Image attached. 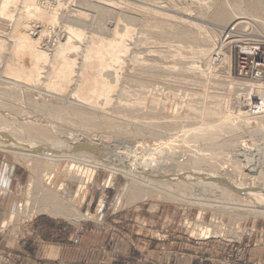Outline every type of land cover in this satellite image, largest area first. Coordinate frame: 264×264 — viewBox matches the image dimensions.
<instances>
[{"label":"rangeland","instance_id":"1","mask_svg":"<svg viewBox=\"0 0 264 264\" xmlns=\"http://www.w3.org/2000/svg\"><path fill=\"white\" fill-rule=\"evenodd\" d=\"M251 4V0H0V90L5 85L11 88V97L0 92L1 233L31 236L25 226L36 221L46 235L64 224L70 229L88 225L83 232L88 238L108 241L132 233L159 243L180 239L200 246L211 243L217 250L225 245L219 264L236 257L246 264L254 260L264 264L250 254L264 247V158L258 159L264 155V117L248 119L243 89H255L236 73L235 43L221 37L228 26L237 24L236 39L264 42V13L253 11ZM225 5L233 15L218 26L211 16ZM38 8H47L55 23L35 17L19 20V12ZM64 25L81 29L79 48L59 51ZM25 31L46 57L60 52L59 72L50 83L46 77L50 60L41 64L37 57L25 77H16L17 65L9 75L11 83L3 81ZM92 34L109 57L105 54L97 61L84 92L79 75ZM122 39L129 45L125 53L119 50ZM201 49L206 52L201 54ZM219 49L221 60L213 63ZM23 59L29 62L28 56ZM32 70L41 74L38 79L30 77ZM48 129L54 130L50 142L35 132L48 134ZM79 148L96 161V173L78 194L76 169L89 167L71 156ZM248 151L254 154L252 161L246 160ZM134 155L136 170L143 172L140 179L131 175L127 164ZM12 169L15 176L9 181ZM173 170L180 172L174 175L184 198L162 186ZM193 172L199 173L197 177ZM31 183L35 187L30 191ZM70 203L83 219L72 221L53 211L57 204ZM200 212V224L210 227L213 221L220 231L201 235L196 225Z\"/></svg>","mask_w":264,"mask_h":264},{"label":"crops","instance_id":"2","mask_svg":"<svg viewBox=\"0 0 264 264\" xmlns=\"http://www.w3.org/2000/svg\"><path fill=\"white\" fill-rule=\"evenodd\" d=\"M15 170H9V181ZM5 182L4 184H7ZM40 222L25 226L31 236L18 238L0 231V252H6L20 264H219L225 245L219 250L213 244L200 246L180 239L156 242L137 239L132 233L117 234L113 240L88 238L83 233L88 225L70 229L68 225L57 226L56 233H43ZM10 235V236H9ZM43 242V244H41ZM54 244V245H52ZM251 258L264 263V247L252 249ZM0 264H10L0 261Z\"/></svg>","mask_w":264,"mask_h":264},{"label":"bare ground","instance_id":"3","mask_svg":"<svg viewBox=\"0 0 264 264\" xmlns=\"http://www.w3.org/2000/svg\"><path fill=\"white\" fill-rule=\"evenodd\" d=\"M252 1V4L250 5L251 6V8L253 9V11H255V12H257V13H259V14H263L264 13V0H251ZM5 7V6H4ZM236 8V7H235ZM238 9V8H237ZM252 11V10H251ZM243 12V11H242ZM237 13V12H236ZM19 20L20 19H23V18H25L26 17V20H27V17H29L30 19H31V17H35V18H37V20L39 19H42L41 21H43V20H47L48 22H50V23H55V21H54V19H53V15L52 14H50L49 13V10L47 9V8H42V9H37V10H35V11H30V12H28V11H23V12H19ZM252 14V13H251ZM254 14V13H253ZM33 15V16H32ZM232 15H233V12H232V10L230 9V8H228V6L227 5H225V6H223V7H221V8H219V9H217L215 12H214V14L211 16L212 17V20H213V22L216 24V25H218V26H222V25H224V24H226L231 18H232ZM239 15V14H238ZM1 17H3L4 18V16H1ZM8 17V16H7ZM28 18V19H29ZM33 18L31 19V21L33 20ZM76 18V17H75ZM8 19V18H7ZM9 19H10V17H9ZM16 19V17L13 19V20H15ZM12 21V20H11ZM23 21H24V19H23ZM34 21V20H33ZM40 21V22H41ZM61 21V20H60ZM26 22H28V21H26ZM38 22V21H37ZM36 22V23H37ZM79 22V21H78ZM17 23V22H16ZM15 23V24H16ZM30 23H32V22H30ZM36 23H34V24H36ZM12 24V23H11ZM14 24V25H15ZM28 24V23H27ZM33 24V23H32ZM39 24V23H38ZM47 25H51V24H47ZM53 25V24H52ZM56 25V24H55ZM77 25V24H76ZM32 26H34V25H32ZM42 26V25H41ZM23 27H25V30H26V26H22L21 28H23ZM36 27V26H35ZM38 27V26H37ZM50 27V29L53 27H51V26H49ZM20 28V27H19ZM28 28V27H27ZM63 28L65 29H63V34H60V35H62V43H61V45H60V47H59V51L60 50H62L61 48L62 47H65L66 49H73V48H79V46H78V38H80L81 36H82V31H81V29H79V26H77V27H73V26H69V25H64L63 26ZM24 29V28H23ZM32 29V28H31ZM39 29H40V27H39ZM56 29V28H55ZM28 30V29H27ZM26 30V31H27ZM20 31V30H19ZM22 32H23V30H21ZM24 32V35H22V37L17 41L18 42V45H19V47L21 48L19 51L17 50V51H13V61H11V63H9L8 65H7V67H6V69H5V71H4V76H3V81L5 82V84H9V82L11 83V80H9L10 78H9V75H13L14 74V71L16 70V66L17 65H20V69H19V71H18V73H17V76L16 77H18V78H22V77H25L26 75H25V73H27L31 68H32V61H33V59L35 58V57H37V59L39 60V62L41 63V61L42 62H44L45 64H46V62H49L48 61V59L50 60V66L47 68L48 70H47V73H46V77H47V82H49V80H52V75H54V72L56 71V69H58L59 67H60V64H61V58H60V52L59 53H57L56 51V53L57 54H54V57H52L51 59L50 58H48V57H46L47 56V53L45 52V51H43V50H38L37 48H36V46H35V43L36 42H33L34 41V39H33V41H32V39H31V37H30V35H31V33L28 35L27 34V32ZM44 31V30H43ZM18 32V31H17ZM29 32V31H28ZM40 32V31H39ZM49 32H51V30H49ZM53 32H54V30H53ZM53 32H51V33H53ZM86 33V32H85ZM41 34V33H40ZM246 34V33H245ZM32 35H34L33 33H32ZM45 35V34H44ZM93 35V34H92ZM126 35V34H125ZM38 36V35H37ZM52 36V35H51ZM96 35H93V36H91V40H90V43H89V47L87 46V55H86V60H87V62L85 63V64H82V67H81V74L79 75L80 76V79H79V83H80V86H84V92H86L88 89H89V86L91 85V83H92V81H91V79H92V69H93V67H95V64L97 63V61L98 60H100V58L101 57H103V55H105V54H107V55H105L106 56V58H108L109 57V55H108V51H106V47H105V45H102V43L100 42L101 40H99L98 39V37H95ZM127 36H129V33H128V35ZM33 37H35V36H33ZM75 38V39H73V38ZM124 37V36H123ZM73 39V41H72V39ZM83 38V37H82ZM237 38V37H236ZM52 39V38H51ZM124 39V38H123ZM122 39V44H120V47H119V50H121V51H126L127 50V46H129L128 44H125L124 43V40ZM128 39V38H127ZM39 41V40H38ZM126 41V40H125ZM39 43V42H38ZM37 46H38V44H37ZM18 47V46H17ZM58 47V46H57ZM111 48V47H110ZM14 50V49H13ZM56 50V49H55ZM58 50V49H57ZM65 50V49H64ZM116 50H118L117 48H116ZM118 50V51H119ZM118 51H116L115 53H111V56L113 57V55H116V54H118L119 52ZM203 52H206V50H203V49H201L200 50V53L202 54ZM125 53V52H124ZM49 54V53H48ZM65 54V53H64ZM198 54V53H197ZM196 54V55H197ZM204 54V53H203ZM36 55H38V56H36ZM224 55V54H223ZM25 56H28L29 57V62L28 63H26L25 62V60L23 59V57H25ZM199 56V55H198ZM225 56V55H224ZM116 57V56H115ZM118 57V56H117ZM116 57V58H117ZM197 57V56H196ZM226 58V61L227 60H229L230 59V57L228 56H225ZM202 58V57H201ZM200 59V58H199ZM36 60V59H35ZM14 61H16V62H14ZM224 61V60H223ZM36 62V61H35ZM204 62V61H203ZM225 62V61H224ZM228 62H230V61H228ZM37 63V62H36ZM84 63V62H83ZM214 63V62H213ZM223 63V62H222ZM227 63V62H226ZM42 64V63H41ZM228 64V63H227ZM59 65V66H58ZM210 65V64H209ZM229 65L230 64H228V66L227 67H229ZM62 67V66H61ZM67 67H69V66H67ZM196 67V66H195ZM33 69V68H32ZM40 70V69H39ZM59 70V69H58ZM61 70V69H60ZM33 71V70H32ZM31 71V72H32ZM38 71V70H37ZM36 70L35 71H33L32 72V75L33 76H30V77H33V78H35V79H38L39 77H40V73L39 72H37ZM67 71H70V70H67ZM67 71L66 72H64V73H67ZM97 71V70H96ZM57 73L59 72V71H56ZM55 72V73H56ZM56 73V74H57ZM40 74V75H39ZM55 74V75H56ZM71 74V71H70V73L68 74L67 73V75H70ZM63 76V75H62ZM9 78V79H8ZM51 78V79H50ZM57 78V77H56ZM17 79V78H16ZM55 79V78H54ZM61 79V78H60ZM2 81V82H3ZM13 81V80H12ZM58 81V80H57ZM56 81V82H57ZM60 82H62V81H60ZM98 82V81H97ZM15 83V82H14ZM50 83V82H49ZM53 83H54V81H53ZM99 83V82H98ZM243 83V82H242ZM18 84V83H17ZM56 84V83H55ZM54 84V86H56ZM62 84V83H61ZM68 84V83H67ZM66 84V85H67ZM248 84V83H247ZM246 84V85H247ZM249 84H252L253 85V88L255 89L258 85H255V84H253V83H249ZM48 85V84H47ZM49 85H51V84H49ZM53 86V85H52ZM58 86V85H57ZM56 86V87H57ZM60 86H62V85H60ZM80 86H79V88H80ZM129 86V85H128ZM127 86V87H128ZM245 86V85H244ZM248 86H250V85H248ZM3 87H5V88H3ZM63 87H64V85H63ZM66 87V86H65ZM59 88V87H58ZM259 88H261L260 90H259V96L262 98V100H263V104H264V87H262V86H259ZM246 89V88H245ZM248 89V88H247ZM250 89H251V87H250ZM250 89H248L249 91H250ZM253 89V90H254ZM11 88H9L7 85H5V86H2L1 87V90H0V92L3 94V95H11ZM59 90V89H58ZM129 90H131V89H129ZM65 91V90H64ZM133 91V90H132ZM135 91V90H134ZM238 91V90H237ZM80 92L78 91V90H76L75 91V100H77L78 98H80V94H79ZM129 93V92H128ZM131 93L132 92H130L129 94L131 95ZM136 93V92H135ZM240 93V92H239ZM261 94H263V97H262V95ZM11 97V96H10ZM129 97V96H128ZM80 100V99H79ZM68 102V101H67ZM71 102V101H70ZM73 102V101H72ZM126 103V102H125ZM128 103V102H127ZM34 104V103H33ZM47 104V103H46ZM123 105H126V104H118V108L119 107H122ZM130 105H135L134 103H132V104H130ZM45 106V105H44ZM11 107H13V106H11ZM193 109V108H192ZM262 109L264 110V106L262 107ZM189 110H191V107H190V109ZM41 111V110H40ZM194 111V110H193ZM247 111V110H246ZM39 112V111H38ZM192 112V111H191ZM46 113V112H45ZM246 114V113H245ZM249 114V113H248ZM264 114V113H263ZM247 115V114H246ZM244 116V115H243ZM43 117V116H42ZM247 117H248V119L251 117L250 115H247ZM252 117H255V116H252ZM264 117V115H257L255 118L256 119H262ZM254 119V118H253ZM255 119V120H256ZM31 120V119H30ZM246 120V119H245ZM249 121V120H248ZM33 123V122H32ZM171 123H174V122H171ZM250 123V122H249ZM36 125V124H35ZM165 125V124H164ZM168 125V124H167ZM171 125V124H170ZM169 125V126H170ZM261 125V124H260ZM263 125V124H262ZM261 125V126H262ZM21 126V125H20ZM25 126V125H24ZM264 126V125H263ZM37 127V126H36ZM43 128V127H42ZM42 128H41V130H42ZM260 128V127H259ZM26 129V128H25ZM261 129V128H260ZM263 130H264V128H263ZM31 131V130H30ZM48 131H49V133L47 134L46 132H40L39 130H35V132L38 134V135H40V136H42V137H46V139H48V141L50 142L52 139H54L53 137H54V135H53V133H54V130L53 129H48ZM52 134H51V133ZM64 134V133H63ZM62 134V135H63ZM65 136V135H64ZM253 136V135H252ZM34 139H35V137H34ZM253 141V140H252ZM264 144V143H263ZM255 145V144H254ZM257 145V144H256ZM242 146H244L245 147V144L243 143L242 144ZM255 147V146H254ZM263 148H264V146H262ZM65 148V147H64ZM241 149H243V148H241ZM261 149V148H260ZM53 150V149H52ZM80 150V148L79 149H76V153H73L72 155H71V153H69L72 157H73V159H75V160H77V161H79V162H82V161H84L85 160V164H88L89 165V167L88 166H83V167H81V168H79V167H77V169H76V172H75V174L77 175V176H79L78 177V179H79V182H80V185H79V187H78V194H79V192L82 190V188L84 187V185L86 184V183H88V182H90L91 181V179H92V177L93 176H95L94 174L96 173V171H95V167H96V161H94V160H92V158L90 157V156H88V154H84V152L83 151H79ZM162 150V149H161ZM243 150H245V149H243ZM256 150V149H255ZM258 150V149H257ZM79 151V152H78ZM263 151H264V149H263ZM86 152H88V151H86ZM242 152V151H241ZM64 153V152H63ZM62 153V154H63ZM161 153V152H160ZM159 153V154H160ZM172 154H174V152H171ZM254 153V152H253ZM257 153H258V151H257ZM200 155H202V156H206V155H210V154H203V152H202V154L201 153H199ZM260 154H261V152H260ZM68 155V154H67ZM84 155V156H83ZM198 155V154H197ZM196 155V156H197ZM199 155V156H200ZM245 155V157L247 158L246 160H250V161H252V159H254L253 158V156H254V154H251V153H249V151H248V153L246 152V154H244ZM193 156V155H192ZM195 156V155H194ZM201 156V157H202ZM261 156H262V158H264V155H263V153L261 154V155H259L258 156V159H262L261 158ZM134 159H132L130 162L128 161L127 162V164L129 163V167H130V173H131V175L133 176V177H136L137 179L139 178L140 179V176L139 175H141L143 172H141V170H139L138 169V171L136 170V168H137V166L135 167V164H136V161L138 160L137 159V157H136V155H134ZM149 156H147L146 157V159L145 160H147V158H148ZM207 157V156H206ZM211 157V156H210ZM139 158V157H138ZM151 158V157H150ZM189 158V160L190 161H192V160H197V159H193V157L191 158V156L189 157V156H187V159ZM198 158V157H197ZM71 159V158H70ZM140 159V158H139ZM152 159V158H151ZM160 159V158H159ZM204 159H206V158H204ZM158 160V159H157ZM256 160V159H255ZM148 161V160H147ZM152 160H150V162H151ZM257 161V160H256ZM260 161V160H259ZM199 162V161H198ZM261 162V161H260ZM83 163V162H82ZM82 163H80L79 165H81ZM258 163V162H257ZM104 164V163H103ZM106 164V163H105ZM253 163H250V165H252ZM254 164H255V162H254ZM105 166H107V164L105 165ZM118 166V165H117ZM116 166V167H117ZM198 166V165H197ZM72 167H75V164H73V166ZM115 166H114V168H116ZM97 169V168H96ZM146 169V168H145ZM195 169V168H194ZM196 169H197V167H196ZM201 169V168H200ZM179 170V169H178ZM175 171V170H173V171H171L170 173H169V176H170V178H167V177H165L166 179L163 181L164 183H162V186L165 188V190L168 192V193H170V192H172V194H176V196H178V197H180V198H184L183 196H186L185 194H182V193H180L181 191V189H180V186L176 183L178 180H176V178L178 177L177 175H174V174H176V172H179V171ZM221 170H223V169H221ZM225 170V169H224ZM183 171V170H182ZM194 171V170H193ZM172 172H174V173H172ZM186 172H192V170L191 169H188ZM198 172H203L202 170H200V171H198ZM227 172V171H226ZM180 173V172H179ZM194 174H195V172H193ZM192 173V174H193ZM204 173V172H203ZM187 174V173H186ZM199 174V173H198ZM197 173L195 174V177H197V175H198ZM220 174V173H219ZM114 175V174H113ZM179 175V174H178ZM188 175L190 176V174H187V177H188ZM204 175V174H203ZM110 176H112V175H110ZM131 176V177H132ZM177 176V177H176ZM180 176H182V175H180ZM199 176H202V174H200ZM209 176V175H208ZM220 177H222L223 176V174H222V176L221 175H219ZM50 177V176H49ZM53 177V176H52ZM149 176H147V178H148ZM191 177V176H190ZM190 177H188V178H190ZM195 177H193V178H195ZM216 177V176H215ZM214 177V178H215ZM179 178V177H178ZM204 178V177H203ZM213 178V179H214ZM111 179H112V177H111ZM151 179V178H150ZM170 179V180H169ZM181 179V178H180ZM182 179H183V177H182ZM196 179V178H195ZM209 179H210V177H209ZM216 179H217V177H216ZM221 179V178H220ZM226 179V178H225ZM183 180H185V179H183ZM219 180V178L217 179V181ZM227 180V179H226ZM133 181H134V179H133ZM186 181V180H185ZM188 181V180H187ZM191 181V180H190ZM194 181V180H193ZM216 181V180H215ZM216 181V182H217ZM220 181V180H219ZM221 181H222V179H221ZM179 182H181V181H179ZM223 182H224V180H223ZM226 183L228 182V181H225ZM224 182V183H225ZM49 183H50V181H49ZM140 182H138V184H139ZM184 181H183V185H184ZM189 183V182H188ZM222 183V182H221ZM223 183V184H224ZM137 184V183H136ZM156 184H158V183H156ZM180 184V183H179ZM228 184V183H227ZM150 185V184H149ZM154 185V184H153ZM187 185V184H186ZM191 185V184H190ZM48 186V185H47ZM182 186V185H181ZM31 187H32V189H31ZM33 187H35L34 186V184H30V191L31 190H33ZM150 187V186H149ZM158 187V186H157ZM184 187V186H183ZM182 187V188H183ZM151 188H152V186H151ZM192 188V187H191ZM195 189H196V187H195ZM206 189V188H205ZM230 189V188H229ZM50 190V189H49ZM194 190V189H193ZM192 190V192H194ZM199 190V189H198ZM207 190V189H206ZM203 191V190H202ZM202 191H201V194H202ZM189 192V191H188ZM178 193H180V194H178ZM184 193H185V191H184ZM200 193V192H199ZM207 193V192H206ZM167 195H169V194H167ZM190 195H192L191 193H190ZM188 193H187V196H190ZM206 195V194H205ZM204 195V196H205ZM252 195V194H251ZM254 195V194H253ZM78 196V195H77ZM203 196V197H204ZM241 196V195H240ZM51 197V196H50ZM190 198V197H189ZM196 198V197H195ZM62 200V199H61ZM120 201H121V199H120ZM119 201V202H120ZM200 203V202H199ZM202 207H208L205 203H203L202 204ZM208 208H211V207H208ZM214 208V207H213ZM54 212H56L57 214H62L65 218H67V219H69V220H75V221H78V220H81V219H83L84 218V215H81L80 214V212L78 211V208L76 207V206H74V205H72L71 203H70V205H67V206H64V205H62V204H57L56 206H55V208H54V210H53ZM23 213V212H22ZM200 216H199V220L197 221V226H198V228H199V231H200V233H201V235H204V236H208V235H210V234H212V233H217V232H219L220 230L218 229V225H215L214 223H213V221H212V225H210V227H209V225H206L205 226V223H204V225L203 224H200L199 222H200V220L202 219V217H201V215H202V213L200 212V214H199ZM13 218V217H12ZM11 219V218H10ZM213 220V219H212ZM202 222V221H201ZM5 223V222H4ZM212 226V227H211ZM217 226V227H216ZM213 227H215V229L213 228ZM225 232V231H224ZM234 232H238V231H234Z\"/></svg>","mask_w":264,"mask_h":264},{"label":"built area","instance_id":"4","mask_svg":"<svg viewBox=\"0 0 264 264\" xmlns=\"http://www.w3.org/2000/svg\"><path fill=\"white\" fill-rule=\"evenodd\" d=\"M239 28L237 24H232L227 27L226 31L221 35L223 41H231L235 43V69L238 77L241 79L250 80L249 83L258 85L254 92L248 89H243V99L247 106L248 115L254 118L257 115H262L264 106L262 98L259 96V86L264 87V42H252L247 40L236 39L238 38ZM222 49H219L214 54L212 61L218 63L221 60ZM255 116V117H252ZM0 261H6L10 264H20L11 259L6 253L0 252ZM254 264L258 261H253ZM222 264H246V262L236 257L225 258L221 261Z\"/></svg>","mask_w":264,"mask_h":264}]
</instances>
